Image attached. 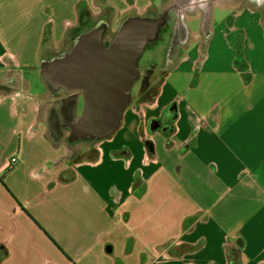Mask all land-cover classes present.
Segmentation results:
<instances>
[{
    "label": "crops",
    "instance_id": "0c3cea01",
    "mask_svg": "<svg viewBox=\"0 0 264 264\" xmlns=\"http://www.w3.org/2000/svg\"><path fill=\"white\" fill-rule=\"evenodd\" d=\"M262 1L104 0L101 6L96 0H0V150L10 158L0 164H9L5 180L26 162L25 172L32 173L59 148L64 152L46 137L48 115L39 118L53 92L41 80L44 95L29 96L23 71L37 72L51 60L43 53L87 26L80 5L103 13L111 36L127 17L172 13L189 22L174 36L193 39L188 47H167L156 69L163 71L160 87L131 92L130 117L125 120L127 108L118 131L91 148L96 157L70 161L64 152L59 185L36 199L42 189L36 184L21 198L39 210L13 203L15 226L0 240L7 248L0 264H141L142 256L145 264H264ZM173 104L174 134L150 133V123ZM138 169L143 175L136 181ZM184 246L198 249L178 256Z\"/></svg>",
    "mask_w": 264,
    "mask_h": 264
},
{
    "label": "water",
    "instance_id": "95a60500",
    "mask_svg": "<svg viewBox=\"0 0 264 264\" xmlns=\"http://www.w3.org/2000/svg\"><path fill=\"white\" fill-rule=\"evenodd\" d=\"M171 14L163 13L156 18L127 17L111 41L106 40L108 25L102 20L76 36L68 52L40 63L41 80L54 94H62V102L70 100L73 103L75 113L69 125L70 143L104 141L118 131L131 103L130 91L139 78L142 55L147 47L159 41L163 30L172 27ZM172 17L174 31L179 17ZM80 100L82 109L78 115ZM175 107V104L171 106L167 117L162 115L159 120L152 121L149 132L171 137L175 132Z\"/></svg>",
    "mask_w": 264,
    "mask_h": 264
},
{
    "label": "rangeland",
    "instance_id": "374dc122",
    "mask_svg": "<svg viewBox=\"0 0 264 264\" xmlns=\"http://www.w3.org/2000/svg\"><path fill=\"white\" fill-rule=\"evenodd\" d=\"M105 13H109V11ZM87 14L89 18L87 25L98 24L103 19H105L106 21L108 19V18H102L103 13H101L102 15L96 16L94 12L91 13L90 11H88ZM169 17L173 19L172 27L168 31L169 34L167 32L168 29L166 31L161 32L160 39L157 43L154 44L155 46L153 45L154 47L146 49V51L142 55V58L139 62V64H141V67L139 68V75L145 76V72H147L146 71L147 68H144L145 63L149 58L154 57L155 60L157 61L156 63L148 62L146 64L152 65V68L154 67L151 70L156 73V76L159 81L160 74L157 73L156 69L158 68L159 63L160 65L163 63L164 58H165V53L168 50L167 47L169 45L173 46V44L170 41L173 34L175 33V31H179V30L184 31L186 29L185 27H183L184 24L188 27L189 22L182 21V24L177 26L176 28L174 27L175 30L173 31L175 19L172 17V15ZM78 33H79V29L70 30L66 38L64 39L63 43L60 46H58L56 50L47 52L45 54L43 53V56L46 57L47 59H50V58L52 59L54 57L60 56L62 51L66 50V52H68L72 47V41L75 39L76 36L79 35ZM183 37L184 36H180V38L182 39ZM112 38L113 36L108 34L106 40L111 41ZM163 38L164 40L162 41ZM163 46H166V48L164 49ZM49 48H51V46ZM49 48L48 50L50 51ZM158 51L159 53H157ZM149 74L151 73L149 72ZM23 75H24V80L28 84L29 96L33 98L42 97L44 95V85L39 76V70L37 72H34L33 74H31L29 70H24ZM158 81L157 83L152 81L149 87L155 86V85L157 86ZM140 88H141L140 83L136 82V84L132 87L130 93L133 92L135 94L136 92H138ZM2 93L3 92H0V95ZM61 98H62L61 95H57L53 93L49 94V96H47L46 99L43 100V103L40 107L39 118L44 120L45 116L48 114L49 111L58 110ZM131 108L132 107H128V111L126 112V115H125V118H126L125 120H127V118L130 117L129 114L132 110ZM80 109H82V104L81 106L79 105V110ZM177 111H178V107H177ZM170 112L171 110L167 109V111L164 113V117H167L170 114ZM80 113L81 112H79L78 115H80ZM183 113L185 116V114L188 113L187 109H184ZM178 118H179V114H178ZM46 127H47L46 137L51 141L52 145L56 147H59V145L61 144L64 145V147L63 146L62 147L64 148V152L66 153L68 160L82 161L85 158H89L90 155H93L94 157H96L97 155L96 151H92L91 148H94V145L95 146L98 145L99 144L97 143L98 141L70 143L68 141L70 131L68 132L67 130H62V138L58 139V138L53 137L47 125ZM185 130H187V123L184 117V121L181 124V133H184ZM65 144L68 147V149H66ZM89 148L91 151L88 150ZM64 152L62 148H59L58 150L55 151L54 153L55 156L52 159H50V161L45 162L42 165H40V167L37 170L33 171L32 173L25 172V170L27 169V165H28V162H26L24 169L20 173L16 175L11 174L6 180L4 179V176H6L7 175L6 173L10 170L9 164L6 163L4 164L3 167H0V240L9 238L11 236L12 231L14 230L15 221H14L13 215L11 214L13 210V207H12L13 203H14V206L15 204L18 203L20 205V208L26 212H29L28 210L31 205L32 207L39 210L40 208L37 206V204L30 202L29 200H23V199L21 200V198L26 197L27 194L30 192V190H34L36 188V184H38L39 186L42 185V189L36 196V199H39V196L46 193V191H51L52 189L56 188L59 185L58 171L61 169V166H62L61 163L63 159L65 158ZM7 155H9V151L0 150V164L1 162L9 161L10 158L9 159L6 158ZM138 171H139V175L142 176L143 175L142 170L138 169L135 171V173H137ZM25 177H28L29 182L27 181ZM113 207L115 210V206ZM22 218H24L23 215H21V219ZM68 220L70 221L71 219L68 218ZM39 226L41 225L39 224ZM3 251H5L4 255H3ZM6 252H7V248L5 245L3 247H0V257L3 255L0 261L4 257H7Z\"/></svg>",
    "mask_w": 264,
    "mask_h": 264
},
{
    "label": "flooded vegetation",
    "instance_id": "af4514ba",
    "mask_svg": "<svg viewBox=\"0 0 264 264\" xmlns=\"http://www.w3.org/2000/svg\"><path fill=\"white\" fill-rule=\"evenodd\" d=\"M170 23H172V19L170 20ZM170 26H168V28H167L168 30L171 29ZM170 41L173 44V46H179V47L186 46V47H188L191 45L193 39H189L187 37H183V39H179L178 37L174 36ZM154 46L151 45L147 48H152ZM153 68H152V65H150L146 70L147 72H145V76L139 75V78L136 82L140 83V85H141L140 90L145 91V92H146V90L150 91V89L152 87V86L149 87L150 83L152 81L157 83L158 78L156 76V73L151 70ZM149 72L151 74H149ZM162 72H161V70L159 71V73L157 72L158 74H160L158 84H157V86L155 85L157 88L160 87V85L164 79ZM63 100L64 99L62 98V101ZM62 101L60 100L58 110H51L47 114L48 115L47 125L49 127V131L53 135L54 138H59V139L62 138V130H67L69 132V125L72 122V120L74 118V113H75L72 101H70V100H67L66 102H62ZM78 112H79V110H78Z\"/></svg>",
    "mask_w": 264,
    "mask_h": 264
},
{
    "label": "trees",
    "instance_id": "16d2710c",
    "mask_svg": "<svg viewBox=\"0 0 264 264\" xmlns=\"http://www.w3.org/2000/svg\"><path fill=\"white\" fill-rule=\"evenodd\" d=\"M96 3L100 4L101 6H105L104 0H96ZM78 11H79V14H83V21H84V22H87V20H88V16H87V14H86V12L88 11V10H87V7H86L85 5H80V6L78 7ZM89 29H91V27H90L89 25L84 26L83 28H81V29L79 30V34H82V33L86 32V31H88ZM165 30H166V29H165ZM165 30H163V31H165ZM163 31H162V32H163ZM168 31H169V30H167V32H168ZM168 34H169V32H168ZM46 39H47V37H46ZM46 39H45L44 42H46ZM163 40H164V38L162 39V41H163ZM106 45H107V44H106ZM163 47H164V49L166 48V46H163ZM147 49H149V48H147ZM239 54H240V50L238 49V51H237V55H239ZM245 81H246V83L249 82V80H248L247 77H246ZM61 95H62V94H61ZM176 120H177V119H176ZM185 152H186V150H182L180 154H181V155H184ZM139 179H141V175H139V171H138V172L136 173V181L139 180ZM136 184H137V182H136ZM144 190H145V187H143V188L140 190V192L137 194V197L141 196L142 193H144ZM129 213H130V212H125V213H124V214H126V215H124V216H125V217H124V221H127V218H128L127 215H129ZM198 218H199V216L196 215V216H194V217H192V218L187 219V220L184 222V225H183V231H187V230H189V229H190V228L196 223V221L198 220ZM132 246H133V240L130 239V240L128 241V243H127V249H126V252H127V253H129V252L131 251ZM197 249H198V246H194V247H192V246H184V247H182V248H180V249H177V255H178V256H181V255H183V254H185V253L196 251ZM118 264H121V263L118 262ZM141 264H145V258H144V256L141 257Z\"/></svg>",
    "mask_w": 264,
    "mask_h": 264
},
{
    "label": "bare ground",
    "instance_id": "6f19581e",
    "mask_svg": "<svg viewBox=\"0 0 264 264\" xmlns=\"http://www.w3.org/2000/svg\"><path fill=\"white\" fill-rule=\"evenodd\" d=\"M182 21H183V19H179L178 22H177L176 27L179 26V25H181L182 24ZM183 27H185V24L183 25Z\"/></svg>",
    "mask_w": 264,
    "mask_h": 264
},
{
    "label": "built area",
    "instance_id": "2783aa9c",
    "mask_svg": "<svg viewBox=\"0 0 264 264\" xmlns=\"http://www.w3.org/2000/svg\"><path fill=\"white\" fill-rule=\"evenodd\" d=\"M11 163H12V164H15V163H16V159H12V160H11Z\"/></svg>",
    "mask_w": 264,
    "mask_h": 264
}]
</instances>
